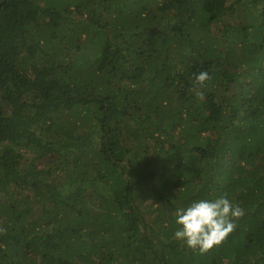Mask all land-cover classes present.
<instances>
[{
	"label": "trees",
	"instance_id": "1",
	"mask_svg": "<svg viewBox=\"0 0 264 264\" xmlns=\"http://www.w3.org/2000/svg\"><path fill=\"white\" fill-rule=\"evenodd\" d=\"M218 197L227 240L173 239ZM0 227V264H264V0H0Z\"/></svg>",
	"mask_w": 264,
	"mask_h": 264
},
{
	"label": "clouds",
	"instance_id": "2",
	"mask_svg": "<svg viewBox=\"0 0 264 264\" xmlns=\"http://www.w3.org/2000/svg\"><path fill=\"white\" fill-rule=\"evenodd\" d=\"M211 78L207 71L194 74L191 91L202 97L200 89ZM244 215V208L226 197L192 201L187 207L176 210L175 222L180 227L174 232L173 239L193 251L198 250L199 253L205 254L227 240L236 229V222ZM6 232V228L0 227V234Z\"/></svg>",
	"mask_w": 264,
	"mask_h": 264
}]
</instances>
